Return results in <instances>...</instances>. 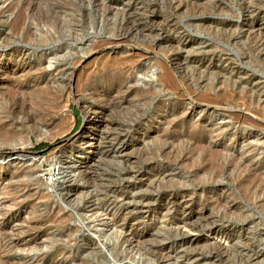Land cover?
Instances as JSON below:
<instances>
[{
	"label": "rangeland",
	"instance_id": "374dc122",
	"mask_svg": "<svg viewBox=\"0 0 264 264\" xmlns=\"http://www.w3.org/2000/svg\"><path fill=\"white\" fill-rule=\"evenodd\" d=\"M0 69V264H264L260 197L193 175L264 181V0H0Z\"/></svg>",
	"mask_w": 264,
	"mask_h": 264
},
{
	"label": "bare ground",
	"instance_id": "6f19581e",
	"mask_svg": "<svg viewBox=\"0 0 264 264\" xmlns=\"http://www.w3.org/2000/svg\"><path fill=\"white\" fill-rule=\"evenodd\" d=\"M31 36H32L31 32H28L27 34L24 35V38L25 39H29ZM44 39H45V37H44ZM45 42H47V40L45 41V40H42L41 39V43H45ZM171 63H172V66H173V61ZM167 70L169 71V69H167ZM0 75H1L0 77L5 78L8 74H7L6 70L0 69ZM171 79H172V76L170 75V71L169 72H166V75L163 77V80H162V85L163 86H167V85L169 86L170 85V82H171ZM94 134L92 135V139H91L90 143L88 144V147H89L88 150L90 151L91 154H93V155L95 154L96 155L98 153V150L100 149V146L102 144L101 143L102 140H101V137H100L99 134H96V136H94ZM195 135H198V134H195ZM195 139L193 138V140H194V142H193L194 143V146L190 147V152L189 153H187L188 151L185 152L184 149H182V148L179 149L180 147L178 149H175L172 146H170V147L164 146L167 149L163 150V152L165 153V156L167 155V156H169L170 158H172L174 160V165L175 164L176 165H181L184 161L188 160V157L189 156L192 155L191 157H193V155L195 153H197V154L199 153L197 151L201 147V142H202L201 140L202 139L200 137H198V139H196V140ZM177 143H178V141H177ZM206 147H207V145H206ZM169 148H172V149L170 151H168ZM219 155H220V153L216 149H213V148H211L209 150H206V152L201 153V157H200V159H201V165H199V167L196 169V171H194V173H193L194 177L197 178L200 173L206 172V173H209V175H208L209 176V181H215L216 182V180L221 179L223 176L227 175L230 178L231 181L237 183L238 187L243 190L245 198H248L250 200L256 198L258 200V198L260 197V199H261L260 205L264 209V196H263V198H261V196L259 195L260 192H262V189L264 187V181H262V180L259 179V176L256 175L257 172H255V170L250 169L249 167H247V165H246L245 162L240 161L235 156H230V157L229 156H225L224 157V160H221V159H219ZM196 160H198V159H196ZM89 163H87L86 166H85L87 169L90 167V164ZM186 163H187V161H186ZM261 164L264 165V160L261 162ZM204 176H206V175H204ZM201 178H202V176H201ZM218 181H220V180H218ZM177 191L178 190H176V191L174 190L173 191L174 194L177 193ZM263 192H264V189H263ZM261 195H263V194H261ZM147 210H149V208H148V206H146L144 204L139 207V213L140 214L147 213ZM28 220H29V218H28ZM105 224L107 225L108 228L110 227L111 230H114L115 231V235H116V237H115L116 240L114 239L115 240V246L122 247L126 243V240H124V239L123 240H120L122 238V231L119 232L118 228H114L109 222H105ZM198 225H200V223H198ZM3 226L0 224V245L2 244V240L5 239L4 235L7 232V231L4 232L5 229H4ZM203 227H204V225H203ZM8 237H10V236H8ZM189 237H190V233H185L182 238H184V241H186L187 239H189ZM214 245H215V248H216L217 253H216V255L214 253H212L211 254L212 256L210 258H214V257H218V256H223L222 253H224V252L227 251V248L225 246H223L222 244H220V242H217V241L215 242L214 241ZM57 253H59V252H57ZM57 253H55V254H57ZM198 253H200V252H198Z\"/></svg>",
	"mask_w": 264,
	"mask_h": 264
}]
</instances>
